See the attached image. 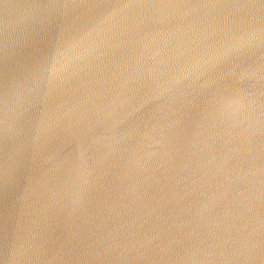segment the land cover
<instances>
[{
    "label": "water",
    "instance_id": "obj_1",
    "mask_svg": "<svg viewBox=\"0 0 264 264\" xmlns=\"http://www.w3.org/2000/svg\"><path fill=\"white\" fill-rule=\"evenodd\" d=\"M259 3L0 0V264H264V157L227 235L177 240L219 176L193 142L224 120L241 167L264 155Z\"/></svg>",
    "mask_w": 264,
    "mask_h": 264
},
{
    "label": "bare ground",
    "instance_id": "obj_2",
    "mask_svg": "<svg viewBox=\"0 0 264 264\" xmlns=\"http://www.w3.org/2000/svg\"><path fill=\"white\" fill-rule=\"evenodd\" d=\"M235 114H234V120H235ZM236 117H237V120L241 118L238 112L236 114ZM203 122H204V119L201 120L200 126L202 125ZM224 122L225 121L222 120L218 122L217 124H215L214 128L212 129V133L208 136L207 135L205 136V139L209 137V140L206 144L205 142H203V140L201 141L197 139V141L195 142L192 141L193 142L192 149L193 150L196 149L197 143L200 145H203L204 151H205V154L203 156H207V158L197 156L192 161L195 163L199 161L200 163L201 162L200 160H202V162L204 163V167L206 169L205 176L208 175L209 173H216L217 175H219V176H216L213 174L209 181L206 180L207 177L203 178L201 182H203L206 186L201 191V193L194 196L193 198H191L189 195H186L185 197L188 202V208L186 212L193 211L191 213V219H193L192 223L195 225L197 224L195 232H193V234H190V236L192 237L196 236L195 239L201 240L200 247H199L201 251L203 250L202 248L204 247L203 241L205 239H204L203 234H201L200 232H197L201 228V226H199L198 223L204 218H207V217L214 218L217 215H218L217 218L218 217L220 218V221H218L220 224H223L225 222L228 223L227 221H229L230 219L228 217H224L227 220V221H224L222 220L223 216H220V215H222L225 211L229 213L232 203H234V199L239 198V197L248 198L246 195L252 194L251 193L252 188L248 187L249 183H248V180L246 181V176H248V174L254 171V170L249 169L251 166L254 167L255 164H258V166H261V163L264 157V155H260L259 157L248 158L249 156L244 155L243 157L246 160L248 161L253 160V162L249 165V167H241V165L238 164L237 145L239 144V142L236 140V137H238L239 135L235 137L233 134L236 131L232 130L236 128V125L235 123L228 122L224 126ZM240 125L243 126V121L240 123ZM186 129H188L187 130L188 132L191 129H194V126L190 128H186ZM237 130L240 131L241 127ZM199 132H202V130H200ZM256 137L257 136L255 135V138ZM250 142H251V139L249 138L248 141L245 142V145L243 147L249 146ZM245 159H243L242 161H244ZM215 160H216V164H215ZM237 164L240 166V168L237 167ZM182 169H184V165H181L180 170ZM221 173H222V176H220ZM235 174H237V177L235 180V184L237 187H239V180H241L242 183L246 182L245 185L247 187H245L243 191L239 189L240 187L234 188L235 190L231 189L233 176H236ZM209 184L217 185L218 188H214L211 191H209L210 187H207ZM225 186H227V188ZM207 197H212V200L214 199V197H219L221 201H219L218 203L212 202V200L208 202ZM185 198L183 197L181 201L184 202ZM249 199L253 200L252 196H250ZM250 200H249V207L251 206ZM237 205H238V202H237ZM181 206L182 204L179 205V207ZM179 223H180V226H179L180 232L185 231V229L189 227L191 224V222L187 219H185L184 222H183V219H181ZM179 223L177 222V226ZM228 230L230 231V227H228ZM234 233H236V231H234ZM184 236L185 235L178 234L177 240L179 241L183 239ZM248 238H249L248 236L243 235L244 241L247 240ZM247 243L249 242H243L242 244L243 246H246ZM177 264H182V263H177Z\"/></svg>",
    "mask_w": 264,
    "mask_h": 264
},
{
    "label": "rangeland",
    "instance_id": "obj_3",
    "mask_svg": "<svg viewBox=\"0 0 264 264\" xmlns=\"http://www.w3.org/2000/svg\"><path fill=\"white\" fill-rule=\"evenodd\" d=\"M233 179H234V176H233ZM234 182V180L232 181V183ZM231 189H233V186L231 185ZM248 199V198H247ZM214 200L216 201V202H219V201H221V199L219 198V197H214ZM238 201H240L239 200V198H236V199H234V203L235 204H237V202ZM248 201V200H247ZM248 205V204H247ZM236 207H238L237 205H236ZM190 212V211H189ZM193 212V211H192ZM192 212H190V214H188V215H190V219H189V221L191 222V224H190V226L188 227V229H187V231H186V235L183 237V239H181V240H179L180 242V244H182L187 250H190V249H192L193 250V248H195V247H200L199 245H200V243H201V241L200 240H197V239H195L196 238V236H194V237H192V236H190V234H193V232H195V229H196V226H197V224L195 225V224H193L192 223V220L193 219H191V213ZM218 216V215H217ZM217 216H215L213 219H212V221H214L213 222V225H212V227L210 226V232L214 229V232L215 231H218V232H221V233H225V231H227L226 229H225V223H223V224H220L218 221H220V218L218 217L217 218ZM220 216H223V219L222 220H224V221H226V219L224 218V217H228L230 220H232V218H233V215H232V213H231V210L229 211V213L228 212H224L222 215H220ZM211 218L212 217H210V219H208V221L209 220H211ZM229 220V221H230ZM202 221V220H201ZM229 224H230V222H229ZM190 229H191V231H190ZM228 232V231H227ZM197 233V232H196ZM226 235H227V233H225ZM208 235H204V241H210V238H208L207 237ZM213 236L215 237V236H217L215 233L213 234ZM203 241V242H204ZM206 243H204V245H205ZM208 244V243H207ZM192 250H190V251H188V253L191 255H193V254H195L194 253V251L191 253V251ZM191 255V256H192ZM193 261L196 263L197 261H196V259H194L193 258Z\"/></svg>",
    "mask_w": 264,
    "mask_h": 264
},
{
    "label": "snow or ice",
    "instance_id": "obj_4",
    "mask_svg": "<svg viewBox=\"0 0 264 264\" xmlns=\"http://www.w3.org/2000/svg\"><path fill=\"white\" fill-rule=\"evenodd\" d=\"M240 6H242V7H247V6H249V5H240ZM258 6L264 8V0H260V3H259Z\"/></svg>",
    "mask_w": 264,
    "mask_h": 264
}]
</instances>
